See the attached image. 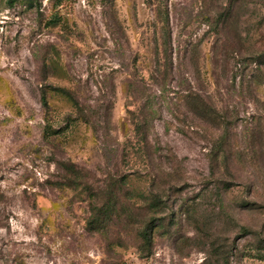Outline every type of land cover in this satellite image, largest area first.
I'll use <instances>...</instances> for the list:
<instances>
[{"label":"rangeland","instance_id":"374dc122","mask_svg":"<svg viewBox=\"0 0 264 264\" xmlns=\"http://www.w3.org/2000/svg\"><path fill=\"white\" fill-rule=\"evenodd\" d=\"M0 264H264V0H0Z\"/></svg>","mask_w":264,"mask_h":264},{"label":"trees","instance_id":"16d2710c","mask_svg":"<svg viewBox=\"0 0 264 264\" xmlns=\"http://www.w3.org/2000/svg\"><path fill=\"white\" fill-rule=\"evenodd\" d=\"M263 57V55H262ZM259 57L258 61H261V58ZM261 70V69H260ZM253 79L258 78V75L255 73H253ZM65 91V89H62ZM68 95H70L69 91H65ZM71 96V95H70ZM44 102L46 103V101L44 100ZM220 123V127H222V132L220 137L217 140L216 146L214 148V154L218 155V154H222L223 158H227L231 153H232V148L229 144V140L227 137V124H225V122H219ZM224 124V125H223ZM250 138V137H249ZM251 141V139H250ZM252 146V144H251ZM113 207H108V210H110ZM95 219H92L91 222L92 224H94ZM162 224L161 221L156 220L154 217H150L148 220H145L144 222H142L139 226V228L137 229V236L141 242V249L142 250H150L153 244V239H154V233L156 228ZM242 229H245L242 228ZM246 230V229H245Z\"/></svg>","mask_w":264,"mask_h":264}]
</instances>
